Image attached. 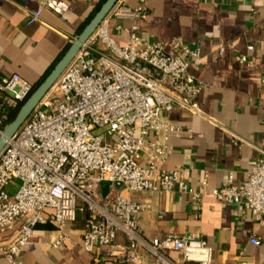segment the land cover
<instances>
[{"label":"built area","instance_id":"built-area-1","mask_svg":"<svg viewBox=\"0 0 264 264\" xmlns=\"http://www.w3.org/2000/svg\"><path fill=\"white\" fill-rule=\"evenodd\" d=\"M38 1L41 9L31 13L30 23L40 20L42 9L58 16L71 9L68 0ZM145 17L143 5L119 0L1 151L0 233L16 231L0 247L6 264H22L38 225H54L58 236L51 244L63 248L66 229L84 210L88 253L100 248L119 264H141L144 252L158 264H212L213 249L200 235L146 237L138 215L150 205L135 201L136 192L190 194L197 207L209 193L264 220L263 150L246 181L235 184L230 174L215 190L206 184L195 190L183 171L166 167L168 140L184 132L166 113L176 107L200 113L195 100L203 85L191 67L201 65L202 53L180 37L146 40L136 25L125 30L128 44L112 38V20ZM32 92L33 84L19 73L0 76V136ZM251 242L261 244L257 237Z\"/></svg>","mask_w":264,"mask_h":264},{"label":"crops","instance_id":"crops-1","mask_svg":"<svg viewBox=\"0 0 264 264\" xmlns=\"http://www.w3.org/2000/svg\"><path fill=\"white\" fill-rule=\"evenodd\" d=\"M68 1L71 9L63 16L42 9L40 20L30 23L31 13L41 9L38 0H0V76L19 73L30 83L46 77L105 0ZM125 1L143 5L146 17L112 20L117 44H128L125 30L136 25L146 40L168 43L180 37L202 53L201 65L191 67L203 85L195 100L200 113L179 107L166 113L184 129L168 140L166 167L183 171L198 191L205 184L220 189L230 174L235 184L243 183L264 151V0ZM132 198L150 205L138 215L146 237L200 235L213 249L212 264H264V220L253 219L240 205L225 206L209 193L199 207L190 194L142 191ZM84 230L77 223L68 226L69 241L58 249L51 244L58 236L55 226L38 225L22 264H119L100 248L86 252ZM15 235V230L0 233V247ZM254 237L260 245L251 242ZM6 262L0 252V264ZM141 264L158 263L144 252Z\"/></svg>","mask_w":264,"mask_h":264},{"label":"water","instance_id":"water-1","mask_svg":"<svg viewBox=\"0 0 264 264\" xmlns=\"http://www.w3.org/2000/svg\"><path fill=\"white\" fill-rule=\"evenodd\" d=\"M118 1L119 0H105L102 3L99 9L94 13L88 23L81 30L77 38L70 44L69 48L53 68V70L42 80V82L24 101L13 121L7 125L4 134L0 136V153L6 146L8 140L12 138L28 120L42 99L46 96L68 65L75 58L82 46L95 33L99 25L107 18ZM32 84L35 85L36 83Z\"/></svg>","mask_w":264,"mask_h":264},{"label":"trees","instance_id":"trees-1","mask_svg":"<svg viewBox=\"0 0 264 264\" xmlns=\"http://www.w3.org/2000/svg\"><path fill=\"white\" fill-rule=\"evenodd\" d=\"M45 77L41 78L38 82H36L35 85H33V91L35 90V88L42 82V80L44 79ZM17 113H15L11 119H10V122L13 121V119L15 118ZM78 224V226H80L81 228L85 229L87 227V212L86 210L82 211V212H79L78 214V217H77V220L76 222Z\"/></svg>","mask_w":264,"mask_h":264},{"label":"rangeland","instance_id":"rangeland-1","mask_svg":"<svg viewBox=\"0 0 264 264\" xmlns=\"http://www.w3.org/2000/svg\"><path fill=\"white\" fill-rule=\"evenodd\" d=\"M104 188L105 187H103V189L100 190L101 193H102V191H103V193H106Z\"/></svg>","mask_w":264,"mask_h":264}]
</instances>
